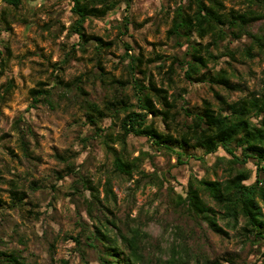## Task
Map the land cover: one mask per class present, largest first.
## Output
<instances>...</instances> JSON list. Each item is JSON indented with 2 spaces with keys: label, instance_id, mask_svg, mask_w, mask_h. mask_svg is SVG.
<instances>
[{
  "label": "rangeland",
  "instance_id": "374dc122",
  "mask_svg": "<svg viewBox=\"0 0 264 264\" xmlns=\"http://www.w3.org/2000/svg\"><path fill=\"white\" fill-rule=\"evenodd\" d=\"M184 3L132 0L129 8L120 3L104 17L87 18L86 33L107 43L99 53L93 40L82 49L78 37L68 32L75 19L71 0H21L16 8L0 0V50L5 59L0 62V88L11 82L0 100V250L14 251L29 264H59L61 259L69 264H100L93 248L85 247L81 255L69 239L83 221L91 230L95 225L87 210L92 199L89 190L81 183L78 192L72 188L78 175L84 174L107 207L101 212L100 203L94 201L92 215L104 213L115 222L113 226L103 221V230L114 237L117 228L138 227L154 264H264V240L257 244L246 240L240 233L242 219L234 229L218 219L228 232L219 236L205 223H194L175 202L176 195L184 197L190 177L221 180L227 176L231 158L221 149L216 154L192 149L179 163L173 152L145 136L128 134L122 143L120 121L125 112L121 109L95 125L85 117L86 101L103 107L106 100L123 97L126 104L134 103L132 81L142 78L141 70L149 73L157 87L167 90L174 105L170 128L155 119L160 130L171 132L176 120L184 117L183 110L200 108L203 99L218 105L206 83L184 79L188 44L167 35L173 9ZM224 5L226 10L243 11L247 1L224 0ZM124 18L129 19L126 28ZM248 43L246 37L231 41L232 55L222 46L211 47L216 59L208 62V69L225 68L231 82L241 87L226 91L214 86L230 101L264 90V55L255 48L252 56H245ZM129 56L141 61L134 72L126 67ZM31 89L49 90L50 101L39 98L34 102ZM24 133L28 155L21 143ZM107 133L111 134L108 143L117 151L127 152L130 160L139 157L132 176L113 170V156L104 144ZM254 163L247 158L245 165L254 171ZM106 180L114 200L105 197ZM11 184L25 191L24 205H13ZM117 244L122 247L119 239Z\"/></svg>",
  "mask_w": 264,
  "mask_h": 264
},
{
  "label": "trees",
  "instance_id": "16d2710c",
  "mask_svg": "<svg viewBox=\"0 0 264 264\" xmlns=\"http://www.w3.org/2000/svg\"><path fill=\"white\" fill-rule=\"evenodd\" d=\"M71 1L70 11L75 19L68 32L78 37L77 45L82 49L88 44H93L89 42L93 40L94 47L99 53L107 43L99 36H90L86 33L85 20L89 17H104L120 3L129 8L132 2V0ZM246 1L247 8L240 11L233 8L226 10L224 0H186V3L173 9L171 24L167 30L169 37L173 36L178 41L183 40L188 44L183 58L186 66L184 79L189 82L206 83L218 105L203 99L200 108L193 111L183 110L184 117L176 120V128H171V132L160 130L155 125V119L159 118L170 128L171 109L174 105L168 98L167 90L157 87L149 73L141 70L142 78L136 77L132 81L136 91L134 103L126 104L123 97L108 99L103 107L86 101L89 111L85 112V117L90 125H95L103 118L115 116L121 109L125 112L120 121L119 136L122 143L128 134L145 136L156 146L173 152L179 163H182V157L192 149H201L204 154H216L221 149L231 158L227 176L221 180L190 177L184 189V197L176 195L175 202L194 223L198 225L205 223L208 230L219 236H227L228 232L218 224V219L224 220L225 226L233 229L242 219L241 235L249 242L257 244L264 240V90L258 94L254 91L248 92L245 96L230 101L214 86L226 91L241 90V87L231 82L230 74L225 68L213 72L207 66L210 60L216 59L211 47L218 49L222 46L231 54L228 44L242 37L249 40L243 49L245 56H252V50L255 48L264 55V21L253 29L256 22L264 19V0ZM4 2L16 8L21 0ZM124 20L125 27L129 19ZM193 35L195 39L192 38ZM205 38H208V42L203 43ZM128 58L126 67L130 72H134L139 68L141 61L138 56ZM4 60L0 50V62ZM102 77L103 75L100 78ZM145 80L147 84H144ZM10 86L9 81L3 89L0 88V100L10 90ZM65 86L68 87L69 83ZM78 88L82 91L79 85ZM30 92L34 102L39 98L46 102L50 101L49 90L31 89ZM149 115L151 119H148ZM110 136V133L105 135L104 144L113 156V170L128 177L132 176L139 167V157L128 159L127 152L117 151L108 143ZM21 143L23 152L28 155V140L25 133L22 134ZM247 158L255 160L254 171L246 167ZM220 159L221 156H218L217 160ZM66 161L67 166H70L69 161L67 159ZM236 164H239L238 168ZM77 182L73 184L74 191L78 192L77 184L81 183L90 192L92 199L87 203V210L89 218L95 221V225L91 230L88 223L83 221L78 233L75 236L70 235L69 239L74 241L75 249L83 255L85 247L93 248L97 252L100 264H154V256L148 251L145 252L146 245L142 241L144 235L138 227H127L124 231L117 228L114 237L108 236L103 230V221L113 226L115 222L108 219L104 213L92 215L90 210L92 204L95 205L94 201L100 203L98 205L101 206V212L107 210L99 199L97 187L84 174L78 175ZM10 188L13 205H24V199L27 198L25 191L20 192L15 184H11ZM104 191L106 198L115 199L109 180L105 182ZM118 239L121 248L117 244ZM262 252L264 254V250ZM0 264L29 263L14 251L0 250ZM59 264L69 262L61 259Z\"/></svg>",
  "mask_w": 264,
  "mask_h": 264
}]
</instances>
